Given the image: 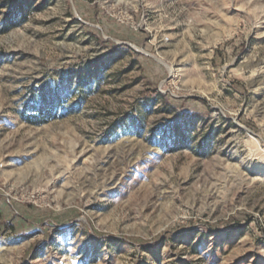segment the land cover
Segmentation results:
<instances>
[{
    "label": "rangeland",
    "instance_id": "rangeland-1",
    "mask_svg": "<svg viewBox=\"0 0 264 264\" xmlns=\"http://www.w3.org/2000/svg\"><path fill=\"white\" fill-rule=\"evenodd\" d=\"M0 264H264V0H0Z\"/></svg>",
    "mask_w": 264,
    "mask_h": 264
},
{
    "label": "trees",
    "instance_id": "trees-1",
    "mask_svg": "<svg viewBox=\"0 0 264 264\" xmlns=\"http://www.w3.org/2000/svg\"><path fill=\"white\" fill-rule=\"evenodd\" d=\"M19 8L18 9H20L21 10V15H22V18L23 17H25V15H24V8H23V4L22 3H20L19 4V6H18ZM8 28H9V24H8V22L5 24V27H4V29H6V30H8ZM31 119H33V118H31ZM30 123H35V124H39L40 122H37L36 120H30L29 121Z\"/></svg>",
    "mask_w": 264,
    "mask_h": 264
}]
</instances>
